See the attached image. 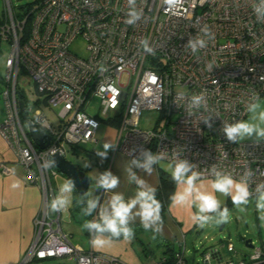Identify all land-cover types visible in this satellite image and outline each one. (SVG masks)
<instances>
[{"label":"built area","instance_id":"1","mask_svg":"<svg viewBox=\"0 0 264 264\" xmlns=\"http://www.w3.org/2000/svg\"><path fill=\"white\" fill-rule=\"evenodd\" d=\"M128 7L127 0H41L30 14L26 31V22H15L11 14L0 29L2 42L11 47L3 93L6 118L0 123V135L23 167L28 183L40 186L44 193L35 241L20 264L63 257L77 264H127L73 245L62 229L60 212L49 213L55 194L52 179L59 172L55 165L45 170L41 164L57 154L65 157L67 146L98 144L96 135L103 120L86 111L92 97L102 100L103 114L121 110L116 152L132 159L140 148L169 155L175 150L199 171L215 164L238 179L250 168L255 182L264 181V142L230 143L220 131L223 121L247 119L244 105L250 91L264 101V80L260 79L264 76V24L256 21L252 0H137L143 16L135 25L126 23ZM204 25L214 39L193 55L185 44ZM145 38L154 54L143 51L140 41ZM78 41L84 42L85 56L71 51ZM210 61H215L212 72L206 67ZM21 72L31 77L36 93L49 107L60 109L58 128L41 110L20 99ZM202 90L207 91L208 106L217 116L211 128L198 122V117H188L184 107L175 103L178 93L190 96ZM20 102L25 103L24 112ZM148 111L167 118L166 125L157 122L142 129L141 119ZM23 114L37 131L49 134L48 148L42 150L33 142ZM132 149L136 151L129 154ZM3 171L10 172L6 167ZM185 251L184 243L173 264H187ZM228 251L235 252L231 243ZM263 257L264 251L256 249L249 260L258 264ZM203 258L208 264L222 260L216 248L204 252ZM148 264H167V259ZM217 264L249 263L230 259Z\"/></svg>","mask_w":264,"mask_h":264},{"label":"clouds","instance_id":"2","mask_svg":"<svg viewBox=\"0 0 264 264\" xmlns=\"http://www.w3.org/2000/svg\"><path fill=\"white\" fill-rule=\"evenodd\" d=\"M127 4L129 7L126 23L135 25L143 16L142 9L137 7V0H127ZM252 10L256 21L264 24V0H252ZM213 39L214 33L207 25H204L195 37L188 39L185 49L196 55L206 49ZM140 45L145 53L154 54V49L147 38L142 39ZM206 67L212 72L215 61H210ZM260 79L264 80V76ZM175 103L179 107H184L188 117H198V122H203L209 128L213 126V118L217 116L208 106L206 90L190 96L182 92L178 93ZM244 108L247 119L223 121L220 131L230 143L237 144L251 140L258 145L264 142V103L260 95L255 91H250ZM102 147L103 151L98 148L96 155L106 159L108 151L115 150L117 144L105 141ZM135 151L136 149H132L129 154ZM165 160L168 161L171 179L177 185V191L172 194L170 200L173 204L194 207L196 211L191 219L199 227L203 228L213 220L218 224L228 222L229 209L227 206H222L216 193L230 198L233 205L241 212L246 210L247 205L254 198L256 210L264 213V181L255 182L253 180L255 173L250 168H247L237 179L230 172L220 169L215 164L206 171H199L197 165L183 158L179 151L174 150L169 155L165 151L154 153L149 149L140 148L139 155L134 156L125 167L128 182L136 186L132 197L126 199L122 193L115 191L119 187L120 178L111 170H106L96 178L95 186L97 190L111 193L109 198L104 203L94 196L89 198L82 196L76 200L82 216L90 217L96 214L93 219L85 220L82 225V229L91 236V244L94 248L108 247L114 240L121 237L125 241L132 240L135 237L133 225L137 219L145 231L153 233V238L162 232V204L156 197V188L141 178L134 169L151 175L155 166ZM52 166H54V161L51 160H46L41 164V168L45 170ZM83 166L89 167V164L85 163ZM209 176L211 177V191H208L203 183ZM75 187V182L71 179L63 182L50 201V211L65 212L73 204ZM261 218L264 219V216Z\"/></svg>","mask_w":264,"mask_h":264},{"label":"rangeland","instance_id":"3","mask_svg":"<svg viewBox=\"0 0 264 264\" xmlns=\"http://www.w3.org/2000/svg\"><path fill=\"white\" fill-rule=\"evenodd\" d=\"M36 0H0V16L7 15L10 20V14L13 16L16 22L17 15L14 7L18 9L20 6L32 4ZM8 22V21H7ZM71 51L79 56H85L84 42L78 41L73 44ZM11 47L4 42H0V105L4 106L3 93L6 91L7 80V67L6 60L10 56ZM124 84L127 83V77L123 78ZM18 90L22 92L26 98V101L30 107L34 110L39 109L49 119L50 123L58 128L61 120L59 118V108H51L44 102V97L36 93L35 86L31 77L24 72L20 73L18 79ZM264 103V101H262ZM103 104L99 97H92L88 100L86 111L92 117H100L103 120L101 127L99 128L96 139L98 144L89 143L77 147L76 150L67 146V154L65 158L72 162L79 168H84L87 171V175L90 179V187L87 198L96 197V178L99 176L98 172L105 171V160L96 155V150L99 148L103 151V143L105 141H111L116 143L119 135V118L121 116V110L117 112H107L103 114ZM248 118V117H247ZM176 116L172 117V121H176ZM157 122L161 126H165L167 118H160V114L155 111L145 112L141 119V128L149 129L153 127ZM28 129V126H26ZM241 142H252L251 140H245ZM113 150H109L107 156H110ZM85 163L89 164V167H84ZM163 170L170 174L168 163L161 162L159 164ZM62 175V174H61ZM60 175L52 179L55 190H58L59 186L63 183ZM57 182V186H56ZM102 191V190H101ZM57 193V191H56ZM100 198V195H99ZM72 205L65 211L61 212L62 229L69 235L71 242L74 245H79L83 250L89 251L91 249L98 253L101 251L98 248H94L91 244V236L86 230L82 229V225L85 220H90L82 214H77L75 217L71 211ZM229 209L230 218L226 223H216L215 220L204 226L186 233L179 234L180 244L174 241V248L179 250L180 246L185 243V259L187 264H208L204 262L203 252L206 248H216L220 251L222 260L213 261V264H217L222 261H228L232 258L239 260L248 255H253L256 249H262L264 251V213H259L255 207V199L247 205L244 212L239 211L234 205ZM222 229V231H220ZM223 236V238H221ZM140 240L133 238L134 254L140 261L139 264H148L152 260L157 261L162 257L164 247H162L155 236L153 238L151 231H145L139 236ZM251 240L254 249L247 248L246 241ZM114 240V242L104 249L109 251L120 250L127 254V251L121 244ZM233 244L235 248L234 253L228 251V244ZM143 249L149 250L148 255L144 254ZM103 253V252H102ZM107 253V252H106ZM106 255H110L107 253ZM22 261V259H21ZM19 261L18 264L21 263ZM0 264H11L10 262L4 263L0 259ZM30 264H77L75 260L70 257L55 258L43 261H34Z\"/></svg>","mask_w":264,"mask_h":264},{"label":"crops","instance_id":"4","mask_svg":"<svg viewBox=\"0 0 264 264\" xmlns=\"http://www.w3.org/2000/svg\"><path fill=\"white\" fill-rule=\"evenodd\" d=\"M5 118L6 112L4 99V106L3 104L0 105V123H2ZM104 160L106 164L105 171L111 170L113 174L120 178L119 187L115 189V191L122 193L126 199L132 197L135 194L136 186L135 184L128 182L127 173L125 171V167L131 158L121 154L120 152H116L115 149L112 151L111 155L107 156ZM2 165L9 169L10 172L8 174L4 173V167ZM82 170L87 173L84 168H82ZM134 171H137V174L147 181L148 184L155 187L156 190L160 186V172H166L160 165L155 166V170L151 175L136 169H134ZM98 173L100 175L103 172L100 171ZM58 175L62 177L61 181L65 182L68 180L64 175H61L60 173ZM203 183L207 187V190L211 191L210 180H204ZM13 185L16 186L14 187ZM56 191L58 190H54V193H56ZM176 191L177 185L175 188V192ZM110 195L111 193H105L103 190H100L97 192L96 197L100 199L101 203H104ZM216 195L221 200L222 206L230 208L233 205L230 198H226L219 193H216ZM43 204L44 193L42 188L38 185L28 183L23 167L17 161V158L10 146L0 135V259L4 263L10 262L11 264H18L21 259L23 260L27 252L32 247L35 241V221L37 218L42 217ZM195 211L196 209L194 207L173 204L171 201L167 219L163 223L162 232L158 235L166 238L173 245L174 241L180 244V233L186 234L199 227L197 224L193 223L191 219V216ZM49 213L51 216L56 214L51 211H49ZM95 215L96 214L94 213L93 218ZM135 223L140 224L139 219H137ZM132 240L125 241L124 239H120L117 241L127 251V254L120 250L109 251L104 248L99 250L101 251V254L106 255L107 253H110V256L117 257L127 264H139L140 261L134 254L135 251L133 249ZM75 246L81 248L79 245ZM208 249L210 248H206L204 252ZM89 251L96 252L93 249ZM250 256L251 255H248L246 257L249 258ZM246 257L239 260L234 258L232 259L235 261H244Z\"/></svg>","mask_w":264,"mask_h":264},{"label":"trees","instance_id":"5","mask_svg":"<svg viewBox=\"0 0 264 264\" xmlns=\"http://www.w3.org/2000/svg\"><path fill=\"white\" fill-rule=\"evenodd\" d=\"M40 2H41V0H36L32 4H27V5H24V6H20L18 9H16L14 7V10L16 11V15H17L18 21H20L22 23L26 22L25 28H24L25 31L28 29L29 22H30V14L32 13V10H34L40 4ZM7 18H8L7 15H4L3 17L0 16V29L8 21ZM0 42H2L1 36H0ZM18 95L20 96V99L26 101V98H25V96H24V94L22 92L19 91ZM72 148L76 150L77 147H72ZM56 170L58 171L57 168H56ZM175 188H176V184L172 181L170 174L161 171L160 172V186L156 190V197L162 204L161 216L163 218V223L167 219L168 209H169V206L171 204L170 197L175 192ZM80 197L81 196H79L78 193L75 190L74 191V197H73L74 198L73 199V204H72V208H71V211H72L74 217L77 214H81L80 207L76 204V200H78ZM85 198H87V196H85ZM93 216H94V214H93ZM93 216L86 217V218L91 220V219H93ZM133 227L135 229V237L134 238L136 240H140L139 236H141V234L143 232H145L144 228L142 227L141 224H137V223H135L133 225ZM152 235H153V233H152ZM156 238L158 240V243L162 247L165 248L164 252L162 254V258L166 257L167 264H173L174 261L176 260L175 254H176V252L178 250H176L174 248V245L169 240H167L166 238H163V237H161L159 235H156ZM120 239H123V237H121ZM120 239H118V240H120ZM148 252H149V250L144 249V253H146V255H148ZM245 261H247L249 264L253 263L247 257L245 258ZM258 264H264V257L262 258V260Z\"/></svg>","mask_w":264,"mask_h":264},{"label":"water","instance_id":"6","mask_svg":"<svg viewBox=\"0 0 264 264\" xmlns=\"http://www.w3.org/2000/svg\"><path fill=\"white\" fill-rule=\"evenodd\" d=\"M20 110L22 112L25 111L24 102H20ZM22 118L29 126V132L33 142L37 143L38 147L42 150L48 148L51 139L49 134L45 131H37L36 126L27 117V115L23 114ZM45 139L47 142H45ZM52 161H54V165L60 174L64 175L68 180L71 179L75 182V190L79 196L85 197L88 195L90 179L84 170L77 167L60 154L53 156ZM220 231H222V229ZM221 238H223V236H221ZM246 246L247 248L254 249L251 240L246 241Z\"/></svg>","mask_w":264,"mask_h":264}]
</instances>
